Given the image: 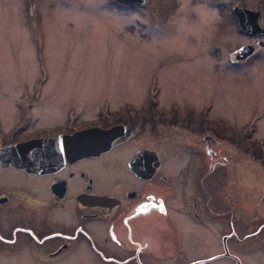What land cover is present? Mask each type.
<instances>
[{
  "label": "flooded vegetation",
  "instance_id": "flooded-vegetation-1",
  "mask_svg": "<svg viewBox=\"0 0 264 264\" xmlns=\"http://www.w3.org/2000/svg\"><path fill=\"white\" fill-rule=\"evenodd\" d=\"M45 82L5 103L13 113L0 112V148L89 128L101 148L51 169L0 161V264H264V192L223 190L218 126L205 111L144 85L85 112L78 101L97 97H74L76 85L60 81L42 102ZM178 127L193 138L176 166Z\"/></svg>",
  "mask_w": 264,
  "mask_h": 264
},
{
  "label": "rangeland",
  "instance_id": "rangeland-1",
  "mask_svg": "<svg viewBox=\"0 0 264 264\" xmlns=\"http://www.w3.org/2000/svg\"><path fill=\"white\" fill-rule=\"evenodd\" d=\"M231 5L260 10L264 26V0H0L2 119L30 81L46 80L42 102H53L60 81L76 85L74 97H97L78 101L85 112L103 95L156 90L216 122L223 190L264 192V33L239 32ZM245 43L252 51L235 58ZM180 127L169 151L176 166L192 154L193 135Z\"/></svg>",
  "mask_w": 264,
  "mask_h": 264
},
{
  "label": "water",
  "instance_id": "water-1",
  "mask_svg": "<svg viewBox=\"0 0 264 264\" xmlns=\"http://www.w3.org/2000/svg\"><path fill=\"white\" fill-rule=\"evenodd\" d=\"M118 2L132 4L141 3L143 0H116ZM237 27L244 33H264V26L258 23V9L247 7H231ZM261 43V41H258ZM253 49L251 44L245 43L236 49L233 56L238 59L245 58ZM99 131L97 128H89L74 134L53 137H36L30 140L10 144L0 148V161L10 162L18 167L33 170L51 169L65 160L75 158L88 153H95L101 147L96 141ZM92 139L86 145L81 144V139ZM65 139V140H64ZM52 141V143H51ZM77 141V143L75 142Z\"/></svg>",
  "mask_w": 264,
  "mask_h": 264
},
{
  "label": "trees",
  "instance_id": "trees-1",
  "mask_svg": "<svg viewBox=\"0 0 264 264\" xmlns=\"http://www.w3.org/2000/svg\"><path fill=\"white\" fill-rule=\"evenodd\" d=\"M256 146H257V145L254 144V147H256ZM260 150H262V149H260L259 147L256 148V151H257V152L260 151ZM260 152H262V151H260Z\"/></svg>",
  "mask_w": 264,
  "mask_h": 264
}]
</instances>
